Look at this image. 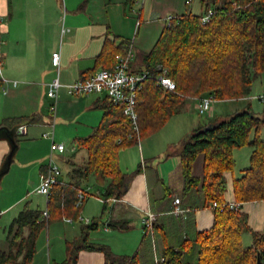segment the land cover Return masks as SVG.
Listing matches in <instances>:
<instances>
[{"label":"crops","instance_id":"crops-1","mask_svg":"<svg viewBox=\"0 0 264 264\" xmlns=\"http://www.w3.org/2000/svg\"><path fill=\"white\" fill-rule=\"evenodd\" d=\"M146 1L0 0V13L4 17L1 26V50L4 55V75L9 80L4 86L0 85V231L3 230L0 240H5L4 244L0 245V253L10 252V227L20 213L26 207L32 210L41 209L39 206L35 208L32 203L35 196L43 197L44 202L48 204V198L37 194L36 190L40 187L42 175L46 173L52 143L56 142L57 125L75 127V132L69 138L74 139L78 149L75 150L72 144V153L75 151L73 157L69 156L68 160L61 158V161L68 164V169H63L60 180L68 182L74 167L82 166L87 158V153L79 146V141L91 136L103 119L102 106L109 102L105 94L72 96L65 86L88 79L102 69H112L115 58L103 57L106 46L115 50L124 47L123 52L133 48V70L139 69L142 56L155 46L151 48L145 45L140 48L139 44L135 45L134 41H131L134 33L142 27L143 8L137 13L136 5L142 3L144 6ZM54 53L60 54V67L53 66ZM55 79H59L64 85L59 91L56 117L50 110L54 99L48 95L50 84ZM14 82L17 85H14ZM216 103L208 114L201 115L197 108V99L188 100L184 109L170 120L189 122L185 123L179 142L174 141L178 136L176 139L160 138L147 143V146L143 145L140 151L139 172L136 168L129 169L121 164L120 154L122 172L133 174V178L127 193L121 200L111 201L108 210H105L106 202L103 197L106 182L101 178L91 177L85 185L88 195L81 207L78 222L73 219L55 221L72 226L65 238V258L60 259L56 255L51 262L49 252L46 251L42 235L49 227L52 228L51 224L55 222H51L40 232L36 254L29 264L63 262L67 259V243L81 236L82 225L87 223L86 220L96 219L101 224L104 223L102 218L105 215H108V219L107 223H104L103 232L111 234L113 230L119 235H125L126 240L120 245L112 241V238L117 236L115 233L111 234L112 238L102 240L95 238L92 232L90 242L109 247L116 256L137 255L140 264H157L168 249L178 251L184 244L194 241L199 233L210 230L214 225L215 211L211 206L205 205V199L199 190L188 187L179 150L183 145L184 136H191L199 129L211 127L215 121L244 111L236 110L229 115H217ZM191 111L195 112L199 119H191ZM28 119L31 122H26ZM7 120L11 121L12 126H4ZM54 120L56 125L53 139L44 137L51 131L50 125ZM21 126H25L23 133L18 132ZM11 131L16 133L12 135ZM25 145H29L31 149L27 150ZM32 145L36 147H31ZM251 148L246 152V159H242L237 149L233 152L236 168L224 175L225 203H237L234 181L250 167L255 147L251 145ZM151 149L154 150L152 153ZM57 153L61 156L66 150ZM169 153L174 155L168 157ZM148 161L151 163L148 164ZM20 172L24 173L21 177ZM36 177H39V184L33 189L34 182L31 178L35 180ZM176 198L181 199L180 207L184 210L179 216L172 213ZM47 204L42 210L46 209L43 213L48 221L50 214ZM239 207L247 215L252 230L264 232V202L246 203ZM46 212L48 216L45 215ZM148 212L154 213L157 221L154 229L146 233L143 220ZM114 221L128 223L129 229H114L111 226ZM49 232L51 233L50 229ZM244 242L248 243V246L252 245V236L244 235ZM22 261L23 257L17 262L7 264H23ZM77 264H106L105 254L82 250Z\"/></svg>","mask_w":264,"mask_h":264},{"label":"trees","instance_id":"trees-1","mask_svg":"<svg viewBox=\"0 0 264 264\" xmlns=\"http://www.w3.org/2000/svg\"><path fill=\"white\" fill-rule=\"evenodd\" d=\"M201 6V15L175 16L153 49L142 56L139 69L134 68L136 72L150 74V80L138 95V131L122 109L107 98L100 125L91 136L79 141L87 153L84 164L75 166L71 180H60L48 197L49 220H45L43 211L26 207L10 227V252L0 253V264L17 262L21 257L23 264L31 263L38 236L49 223L64 219L78 222L88 195L85 185L91 177L101 178L107 184L103 195L105 210L111 201L121 200L133 178V174L121 170V152L162 130L188 100L210 95L217 101L250 97L255 82L264 75V0H202ZM210 10L215 13L209 23L203 24L202 18ZM123 48L106 46L103 57L114 56L116 64ZM161 69L167 70L166 76L175 82V91L157 85ZM263 125L264 117L247 108L215 121L207 130L195 131L183 142L179 153L188 187L202 193L206 206L212 207L217 202L219 207L214 209L213 227L199 233L178 251L168 249L162 264H258L259 259L264 264V232L253 231L247 215L240 209L235 211L224 205V175L234 170V150L247 144L255 149L250 167L234 181L235 198L239 205L264 202V141L259 136L249 140L252 130L258 132ZM4 126H12L11 121L7 120ZM199 160L201 168L196 174ZM81 195L84 199L80 204ZM99 226L96 219L83 224L81 236L67 243V259L53 264H77L82 250L104 253L106 264H140L137 255L116 256L109 247L92 244L90 234ZM111 226L120 231L129 229L124 221H114ZM246 234L252 236L250 246L244 244Z\"/></svg>","mask_w":264,"mask_h":264},{"label":"rangeland","instance_id":"rangeland-1","mask_svg":"<svg viewBox=\"0 0 264 264\" xmlns=\"http://www.w3.org/2000/svg\"><path fill=\"white\" fill-rule=\"evenodd\" d=\"M190 1V0H188ZM187 0H147L144 3V6L141 4L136 5V11L137 13L141 12V8H143V16H142V27L137 30L134 35L131 37V41L133 40L135 45L139 44L140 48L142 46H151V48L156 44L158 39L161 36L162 31L168 25V22L166 21L169 16H179L182 14L186 13H192L194 15H201L203 12L202 9V0H192L191 4H188ZM140 11V12H139ZM143 44H142V43ZM146 48V47H145ZM145 49H143L144 52ZM142 51V49H141ZM264 75L262 78L258 81L255 82L253 91L250 95L249 98L241 99V100H234V101H217L215 108L218 114H223V115H229L230 112L232 114L233 111L236 110H245V108H250L253 113H255L259 117H264ZM191 119L195 118L199 119L198 116H196L195 112L191 111ZM220 117V116H219ZM186 120V119H185ZM189 123L187 120L186 121H180L178 122L177 120L169 121L166 126L160 131L154 134L151 137H148L146 139L140 140V145L139 146H130L126 149H124L121 153V159L122 163L124 166L128 167L129 169L136 168V170L139 169L141 165V154L140 151H142L143 145L147 146V143H152V141L159 140L160 138H173L176 139L178 136V139L174 140L176 142H179L180 140V133L184 130L186 124ZM73 132H75V127H70L66 128L65 126H58L55 129V141L57 144H62L66 147V153L64 155H61L59 153H55V163L60 167V169L63 171V169H68V164L65 162L61 161L62 159H67L70 157H73L74 152L72 153V148L73 145L75 146V150L78 149L76 146V142L74 139L69 138ZM259 136V138L264 141V125L261 126L260 130L257 132L256 130H252L250 133V139L251 141H254L255 138ZM190 135H186L183 137L182 142L186 141L187 138H189ZM26 139H23V141ZM22 141V142H23ZM180 144V143H176ZM27 150H30L29 145H25ZM31 147H36V145H32ZM157 147V144H156ZM135 149V150H134ZM148 148L146 147V150ZM251 148L250 144L245 145L244 147L237 148L240 153L242 159L247 158L246 152L249 151ZM151 153L154 151L153 149L150 150ZM28 153V151H26ZM140 154V155H139ZM171 153L168 155L170 156ZM60 156V157H59ZM168 156V157H169ZM51 153L47 159V161L50 160ZM171 157V156H170ZM127 161V162H126ZM151 163V161H148V164ZM201 168V161L199 160L196 163L195 166V173H199V170ZM236 168V167H235ZM24 174L23 172H20V177L21 175ZM31 180L34 182L33 184V189L39 184V177H36L34 180L31 178ZM21 188V184L19 185V189ZM94 193V192H92ZM35 196V194H34ZM45 199L40 196H35L34 198V206L35 208H41L40 211H45L42 210L43 208L46 207V202H44ZM92 210V208L90 209ZM83 218L87 219V217L83 216ZM103 222L107 223L108 215L103 216ZM104 223H101L98 230L93 231L94 237L98 239H109L112 238L111 234L115 233V235L112 238V241L117 243V244H122L123 241H125V235L120 236L117 234L115 231L111 230L110 233H105L103 232L104 229ZM53 225V226H52ZM78 225V224H77ZM52 228H48V230L44 231L42 235V239L46 245V251L49 252L50 260L51 262L55 259V256L57 255L58 258H65V238L67 236V232L69 229L72 228L70 224L64 223V222H55L51 224ZM78 227V226H76ZM80 228V225H79ZM49 229L51 230V233L49 232ZM3 235V230L0 231V237ZM70 236V235H69ZM133 236V235H132ZM1 239V238H0ZM4 241L0 240V245L4 244ZM40 243V241H39ZM244 244L248 246L245 242ZM41 247V246H40ZM41 249V248H40Z\"/></svg>","mask_w":264,"mask_h":264},{"label":"built area","instance_id":"built-area-1","mask_svg":"<svg viewBox=\"0 0 264 264\" xmlns=\"http://www.w3.org/2000/svg\"><path fill=\"white\" fill-rule=\"evenodd\" d=\"M192 0L188 1V4H191ZM215 11L210 10L208 13L204 14L202 18V23L207 24L210 22L212 16ZM175 19V16H169L167 18V22L170 23ZM4 22V17L0 13V85L4 86L9 80L4 75V55L2 53V29L1 26ZM135 60V54L133 53V48H128L124 50L123 53H120L116 57V64L112 69H102L99 72L95 73L88 79L77 81L70 85H66V89L68 93L72 96H82V95H90V94H105L109 101L115 106L122 109L124 115L128 117L134 129L138 131V122L139 116L136 110L138 95L143 90L144 84L150 80V74L146 71L144 72H135L132 69V64ZM52 63L54 67H60V54L54 53L52 58ZM162 73L157 77V85L169 90L175 91L176 84L175 82L166 76L167 70L161 69ZM14 85H17L14 82ZM64 87V85L59 81V79H55L49 87L48 95L50 98L54 99V103L52 104L50 110L53 116L56 117L57 112V100L59 96L60 89ZM264 97H262L263 99ZM217 100L213 95L203 97L197 99V108L201 115L208 114L212 110V106L216 103ZM56 125V120L50 125L51 131L46 133L44 137H50L53 139L54 129ZM25 126H21L18 129L19 133H23ZM51 157L47 164V170L44 175L41 177L40 187L36 190L37 194H41L49 197L53 187L60 182L62 177V170L55 163V153L64 152L66 147L62 144H57L56 142L52 143L51 147ZM84 196H80V204ZM175 208L173 210V214L176 216L181 215L184 210L180 207L181 199L176 198L174 200ZM225 206H229L231 210H239L238 203H225ZM219 204L217 202L213 203L212 208H218ZM48 216V213H45ZM157 221V216L154 213L148 212L146 217L143 220V228L145 231H152L155 227ZM71 222V221H70ZM87 223L90 220H86ZM164 259H160L157 261V264H162Z\"/></svg>","mask_w":264,"mask_h":264},{"label":"water","instance_id":"water-1","mask_svg":"<svg viewBox=\"0 0 264 264\" xmlns=\"http://www.w3.org/2000/svg\"><path fill=\"white\" fill-rule=\"evenodd\" d=\"M208 128H210V127H208ZM4 130H7L8 131V129L7 128H3ZM2 129H0V131H1ZM205 130H207V128H205ZM11 133H12V135H14L15 133H16V131H11ZM14 150L16 149V144H14ZM14 150H13V152H14ZM13 152H12V154H13ZM261 263V261H260V259H259V261H258V264H260Z\"/></svg>","mask_w":264,"mask_h":264}]
</instances>
